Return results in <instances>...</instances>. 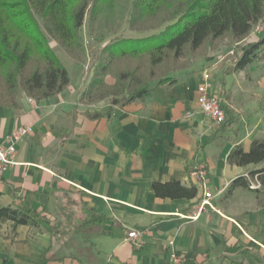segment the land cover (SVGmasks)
Segmentation results:
<instances>
[{
	"label": "crops",
	"instance_id": "crops-1",
	"mask_svg": "<svg viewBox=\"0 0 264 264\" xmlns=\"http://www.w3.org/2000/svg\"><path fill=\"white\" fill-rule=\"evenodd\" d=\"M217 53L199 59L173 86L156 87L109 117L86 114L106 104L79 100L92 75L90 69L81 76V66H66L70 82L57 94L34 100L21 93L18 109L0 106V147L18 127L30 128L15 141L13 163L0 175V206L24 198L46 209L54 229L44 223L32 233L0 219V264H174L171 252L183 258L179 264H264V188L225 192L232 179L259 167L226 158L235 145L247 151L264 138V103L261 112L249 92L262 96L264 68L254 79L247 72L246 82L234 81L264 60L228 72L229 65L219 68ZM204 71L226 102V126L186 115ZM228 88L233 102L225 97ZM197 164L207 172L213 209L200 207L202 190L191 176ZM172 180L195 185L196 197L153 194L152 182ZM129 229L142 232L140 247L124 240Z\"/></svg>",
	"mask_w": 264,
	"mask_h": 264
},
{
	"label": "trees",
	"instance_id": "trees-1",
	"mask_svg": "<svg viewBox=\"0 0 264 264\" xmlns=\"http://www.w3.org/2000/svg\"><path fill=\"white\" fill-rule=\"evenodd\" d=\"M0 0V106L19 108L21 93L40 100L61 92L70 82L69 71L49 46L45 34L54 39L68 57L84 56L79 29L86 13L90 20L128 16L130 27L156 22V32L139 38H117L99 51L90 81L79 100L85 105L107 100L101 110L86 112L92 118L111 116L118 108L149 95L156 87L169 88L179 78L161 71L168 64L205 55L228 36L235 46L226 71L243 69L264 60V26L253 40H246L258 23L264 25V0ZM16 17L19 20H14ZM36 17L42 21V28ZM146 29V28H145ZM111 75L113 82L105 80ZM230 118L223 126L230 124ZM232 165L259 166L235 177L225 192L249 187L256 179L264 188V138L254 139L247 151L240 144L227 154ZM156 197L193 199L195 185L178 180L154 181ZM45 208L34 209L19 198L17 204L0 206V219L29 226L40 232L45 223L54 232ZM100 219V216L95 217ZM232 249V248H227Z\"/></svg>",
	"mask_w": 264,
	"mask_h": 264
},
{
	"label": "rangeland",
	"instance_id": "rangeland-1",
	"mask_svg": "<svg viewBox=\"0 0 264 264\" xmlns=\"http://www.w3.org/2000/svg\"><path fill=\"white\" fill-rule=\"evenodd\" d=\"M5 1L15 2L18 0H5ZM70 1H71V3H70V5H68L69 7H71L72 4H74V2L76 0H70ZM14 20H19V18L16 17ZM36 21H37L38 25L42 28L41 19L39 17H36ZM144 25H146V26H140V29L130 27V25L128 23V16H126V15L123 17V19H120V17L118 15H114L113 17L108 18V19H105L102 16H98L96 18V20H90L89 12L86 13L84 20H83V23H82V26L79 29V34H80L82 45L84 48V56L79 62L68 57L67 54L63 51V49L58 45V43L54 39H52L49 35L45 34V36H46V40H47L49 46L57 54V56L62 61V63L71 70H75L78 66H81V69H82L81 76H85L90 69L93 72V65L96 62V57H97L100 49L105 44L109 43L111 40H115L117 38H139V37L147 36V35L157 31L155 28V26L157 25L156 22L146 23ZM259 25L261 28L264 26L262 23H259ZM258 34H259V32L257 33L256 28H254L250 32V34L247 38L248 39L255 38L256 36H258ZM222 48H224V50H225V48H227L226 50L229 49V52L225 53L223 55L222 53H220V50ZM263 50H264V48H263ZM210 51L214 52V53L219 51V53H217V56H222L219 59L220 60L219 61V68L224 69L226 66H228V65L230 66L232 64V60L234 57L233 52L235 51V46H234V44H232L230 38L228 36H225V37L220 39L219 44L217 45V47L215 49L209 50L205 55L199 56L196 58H192V59H184V60L178 61L172 65L168 64V66L163 67L161 69V71H163V70L164 71H167V70L172 71L171 69H173V71H174V69H178L179 67L185 66L186 67L185 69H178L172 73L174 76H177L179 78L183 74L192 71V69H193V67H195V64L197 63V61L201 58H204ZM215 57H216V55H215ZM254 63L256 64L257 62H254ZM202 65H204V63ZM256 66H259V65H256ZM252 68L250 66V67H248V69L246 71L236 74L234 81L236 83L238 81L246 82L247 81V79H246L247 72H250V74H253V76H252L253 79L256 78L258 76V74H260L259 72H261L263 75V71L261 69L264 68V65L261 67H258V71H257V69H252ZM259 70H261V71H259ZM215 78H216L217 82L223 84L222 79L219 77L218 73H215ZM257 79L255 80V83H257V81H259ZM105 80L109 83L113 82V78L111 75H107L105 77ZM254 89H256V88H252L250 90H254ZM249 92L252 95V103L256 104V102H258V106L260 108V111L262 112L263 108L261 107V105H262V103H264V92L262 93V96H259V97L256 96V92H254L255 93L254 96L251 93V91H249ZM230 96L232 97L231 89L230 88L225 89V97L227 98V100L229 102H233V99L230 98ZM256 97L259 98L258 101L256 100ZM102 101L104 102V104H107V102H108L107 100H102ZM102 101H100V102H102Z\"/></svg>",
	"mask_w": 264,
	"mask_h": 264
},
{
	"label": "built area",
	"instance_id": "built-area-1",
	"mask_svg": "<svg viewBox=\"0 0 264 264\" xmlns=\"http://www.w3.org/2000/svg\"><path fill=\"white\" fill-rule=\"evenodd\" d=\"M254 28H256L257 33L261 30L259 23L255 25ZM253 39L254 38H247L246 40L250 41ZM202 76L203 81L197 87L195 107L193 108V110L188 111L186 115H197L201 117L202 121L209 126L221 125L225 121L226 102L218 92H215L211 89L210 74L207 71H204ZM28 131H30V128L27 126L18 127L13 136L10 138L9 144L5 147H0V175L8 168L10 164L13 163L15 141L19 140L21 136ZM191 176L197 181L199 187L202 190L200 207L203 208L204 206H208L212 208L210 202L212 194L207 187V172L205 170V167L202 164H197L193 167ZM259 186L260 185L256 179H249L250 188H256ZM141 235V231L136 229H129L127 230L124 240L130 242L135 247H140L142 244ZM170 258L172 259L174 264H179L183 261V258L180 255L175 254L174 252L170 253Z\"/></svg>",
	"mask_w": 264,
	"mask_h": 264
}]
</instances>
